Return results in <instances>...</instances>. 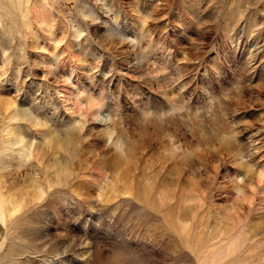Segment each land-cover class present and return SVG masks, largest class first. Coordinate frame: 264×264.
Instances as JSON below:
<instances>
[{"label": "rangeland", "instance_id": "1", "mask_svg": "<svg viewBox=\"0 0 264 264\" xmlns=\"http://www.w3.org/2000/svg\"><path fill=\"white\" fill-rule=\"evenodd\" d=\"M0 264H264V0H0Z\"/></svg>", "mask_w": 264, "mask_h": 264}]
</instances>
